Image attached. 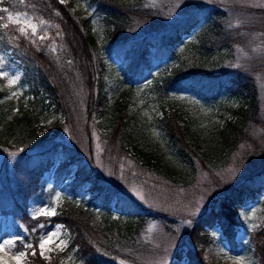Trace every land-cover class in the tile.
I'll return each mask as SVG.
<instances>
[{
	"label": "trees",
	"instance_id": "1",
	"mask_svg": "<svg viewBox=\"0 0 264 264\" xmlns=\"http://www.w3.org/2000/svg\"><path fill=\"white\" fill-rule=\"evenodd\" d=\"M91 2L96 5L95 14L103 19L100 30L93 29L92 17L83 16L71 2L62 4L60 0L0 1V9H16L21 4V9H29L40 19L56 23L62 34L61 37L49 38L44 45L36 48L19 38L17 32L12 33L13 29L5 27L0 20L2 44L14 43L11 47L23 67L24 82L30 86V93L37 97L31 107H20L18 112L14 111L15 105L12 101L0 102V151L3 150L8 156L12 151L21 149L17 153L12 152L13 155H18L13 171L19 182L9 189L15 203L26 204L27 199L37 193L40 178L55 164L58 152H61L62 159L55 170L57 176L60 178L66 168L74 166V177L68 184L70 189L75 193L81 189L94 194L87 205H68L70 208H64L51 218L52 222H62L68 228V247L44 260L38 253L37 242L34 241L33 249L36 255H28V264H66L71 253L77 262L83 264H121L122 260H141L148 249L145 245L148 240L142 237L146 223L155 220L164 224L167 217L165 211L146 209L119 183L117 185L112 179L109 181L94 160L90 149V127L91 124L94 125L106 102L103 91V74L106 68L104 60L107 55H114L123 61L135 80L132 82V90L145 74V67L149 68L155 58H162V54H170L185 36L190 35L194 29L201 28L204 15L207 17L209 13V17L214 10L209 9L200 15L185 17L165 29L163 22L157 19L160 12L144 8L143 1ZM3 12L0 11V18ZM206 34L208 35L197 45L190 48L178 66L152 82V91L162 97L173 90L191 91L209 97L220 93L221 83L228 74L227 70L214 72L204 63L210 56L209 51L216 40L213 37L218 35V27L211 23ZM210 37L212 40H209ZM54 43L58 45L52 48ZM59 52L62 55H59ZM54 53L62 58L61 63L57 64L54 60ZM68 60L78 64L71 66ZM81 76L88 87L85 96L84 91L80 90L84 87ZM52 105H57L61 115L66 117L65 121L52 123L50 129L47 127L49 131L41 135L46 128L40 125L39 116ZM161 106V115L147 112L142 115L144 111L137 103L130 107H119L118 112L114 114L111 130L102 137L108 153L115 159L135 154L133 157L137 161L145 166L154 165L156 167L152 166L153 171L160 176L165 175L169 171L168 167L163 165L157 156L144 152L141 148L143 143L149 141L146 137L150 133V127L157 125L178 151L182 163H187L192 168L206 166L208 170L211 168L205 162L204 155L194 148L195 142L201 140L213 151L214 148L235 150L241 142H252L250 132L254 129L247 124L258 120L257 106L242 105L231 109L232 120H227L221 129L217 127L218 131L210 135L204 131L200 132L204 134L202 137L197 130L196 121L185 118L183 112L172 105ZM67 121H72V125L68 124L74 143L58 142L51 150L43 152L25 151L45 139L44 135L60 132ZM74 125L75 131L85 129V135H77L72 130ZM7 159H4L5 164ZM103 176L107 180H104ZM263 192L264 170H259L247 176L230 193L216 198L210 209L195 218L191 228L183 233L182 245L176 248L174 260L170 264H182L184 260L187 264H209L205 254L210 242V231L214 228H219L235 247L237 243L233 240L239 226L237 213L244 206L255 202ZM113 201L115 202L112 204ZM129 211L136 213V219L125 217V212ZM249 243L258 264H264V222L251 234Z\"/></svg>",
	"mask_w": 264,
	"mask_h": 264
},
{
	"label": "rangeland",
	"instance_id": "2",
	"mask_svg": "<svg viewBox=\"0 0 264 264\" xmlns=\"http://www.w3.org/2000/svg\"><path fill=\"white\" fill-rule=\"evenodd\" d=\"M139 1H143L144 8L147 7L160 12V17L157 19L159 18L158 20L163 22L162 26H166L165 29L191 14L200 15L209 9L214 10L209 17V13L207 17L204 15L201 22L202 29L199 27L194 29L170 54H162L160 59L153 58L151 66L145 67V74L136 82L137 84L132 90V82L135 80L132 79L126 65L120 58L107 55L104 60L106 68L103 74V91L106 102L94 125L91 124L90 127L92 155L108 180L112 179L117 185L119 183L146 209L165 211L167 216L164 224L155 220L146 223L142 237H146L148 240L145 244L148 249L141 260H122L121 264H170L174 260L173 254L176 248L182 245L183 233L191 228L195 218L209 210L216 198L230 193L247 176L264 170V7H261L264 5V0ZM69 2L73 3L74 8L78 9L83 16L92 17L93 29L100 30L102 28L103 19L95 14L96 5L91 0H65V3ZM3 13L0 20L4 25L13 29L12 33L17 32L19 38H23L36 48L39 45H44L49 38L61 37L62 35L56 23L38 18L29 9L28 11H4ZM9 13L13 17L19 15L21 21L27 19L31 24L36 25V35H33L31 29L28 28L25 30L26 34L21 35L19 27H23V23L17 25L9 21ZM211 23L218 27V35L213 37L216 38L215 42L217 43L213 42L214 45L209 51L208 61L204 63L214 72L227 70L228 74L221 83L220 93L215 94L213 98H207L201 94L175 90L162 97L152 91V82L159 77H164L174 67L178 66L190 48L197 45L205 35H208L206 33L207 29H210ZM41 36L44 37L43 40L40 39ZM209 40L212 38L210 37ZM98 42L101 44L100 40ZM13 45L14 43L11 42L9 46ZM57 45L58 43H54L52 48ZM58 54L62 55L61 52ZM53 56L57 64L62 62V58L56 53ZM70 62L68 60V64L71 66L78 64ZM9 78L18 79H16L15 84H10ZM22 78L24 76L20 62L13 56L9 47L3 49L0 46V102L12 101L15 105V112H18L20 107L30 106L37 98L30 91H27L29 86L22 82ZM81 78L82 83H84L82 76ZM84 87L80 90L81 92L84 91L85 96L88 93V87L85 83ZM134 103L141 106L144 111L142 115L144 113L161 115L163 114L162 104L164 106L166 104L172 105L181 110L185 118L197 122L199 133L204 131L208 135L218 131L217 127L221 129L227 120H232L231 109L242 105H246V107L257 106L258 120L250 121L247 124V126L252 127V130L254 129L250 132L252 142L247 144L241 142L235 150L228 149L226 151L225 149L214 148L215 151H213L207 143L201 140L195 142L194 148L201 155H204L202 157L211 168L208 170L206 166L192 168L187 163H182L178 151L169 143L170 140L166 138L164 131L157 125L151 126L150 133L146 137L149 141L143 143L141 148L144 152L157 156L159 161L168 167L169 171L160 176L159 173L153 171V167L156 166H145L144 163L133 157L135 154L122 159H115L111 153H108L102 142L104 134L112 128L113 117L118 112V108L130 107ZM56 106H48L39 116L40 125L46 128L40 133L41 135L49 131L47 127L50 129L52 123L65 121L64 118L66 117L61 115L60 109ZM68 123L72 125V121H67L66 126L60 132L44 135L45 139L25 151L43 152L51 150L58 142L74 143L75 140L72 139ZM72 130H76L75 125ZM75 133L84 136L85 129L75 131ZM200 135L204 137V134L200 133ZM74 137L76 138L75 134ZM80 142H76V144H80ZM8 147L13 148L12 145H8ZM59 149L61 148L59 147ZM2 156L4 155L0 151V162ZM10 157L13 158V154ZM56 157V164L52 170L41 179L39 192L29 200L28 213L30 217H44L42 220L30 221L32 228L8 212L6 205L9 202L7 200H0V209L5 207L3 211L0 210V245L7 241L16 242L14 245L7 246L6 252L0 254L9 261V264H14L12 259L14 254L21 251L26 253L25 250H18L20 242L39 240L40 243L42 238L46 239L53 232H56L57 236L52 243L46 245L45 255L50 259L53 253L65 250L69 245L70 232L64 223H53L49 221V218L59 214L66 207L70 208L67 196L76 199V203H73L75 206L83 203L87 205L90 203L91 197L94 196L85 190H79L75 193L69 189L67 185L73 178L74 166L66 168L62 178L59 182L57 181L59 177L54 173V168L62 159L61 152H58ZM5 166L9 170L13 168L9 159ZM4 175H7L5 170L0 172V186L3 183L1 177ZM103 178L107 180L106 177L103 176ZM102 183L104 184V181ZM41 209L54 210V215H41ZM124 215L128 219H136V213L129 211L125 212ZM118 218L120 219V217ZM236 219L239 226L233 240L237 243L235 247L226 239L219 228L210 231V242L206 247L205 254L209 264H236V261H242L243 264H258L253 256L249 239L251 234L264 222V192L254 203L243 207L237 213ZM37 222L39 224L36 226ZM27 244L29 243H25V245ZM37 250L40 253L39 245ZM23 264H26V256ZM66 264L83 263L77 262L71 253L70 260H67ZM182 264H187L186 260Z\"/></svg>",
	"mask_w": 264,
	"mask_h": 264
},
{
	"label": "snow or ice",
	"instance_id": "3",
	"mask_svg": "<svg viewBox=\"0 0 264 264\" xmlns=\"http://www.w3.org/2000/svg\"><path fill=\"white\" fill-rule=\"evenodd\" d=\"M60 3H62V4L65 3V0H60ZM261 7H264V5H261ZM0 11L7 12L8 10L7 9H0ZM57 15H59V13H57ZM8 20L17 24V25L23 23L24 26L19 27V32L21 33V35L26 34V32H25L26 28L31 29V33L33 35H36V33H37V26L28 22L27 19H25L24 21H21L19 15H17L16 17H13V15L11 13H9ZM41 23H43V22H41ZM5 27H7V25H5ZM40 39L43 40L44 37L41 36ZM16 79H18V78H9V83L15 84ZM141 198H143V197L141 196ZM40 214L44 215V216H52V215H54V210L41 209ZM56 236H57V233L53 232L50 235H48L46 237V239L45 238L41 239V241L39 243V248H40L39 255L42 256L44 260L49 259V257L47 255H45L46 245L49 243H52ZM15 243H16L15 241H7V242H5V244L0 245V254H3L6 252L7 246L14 245ZM26 247L28 249H31L33 246L31 244H27ZM61 247H63L62 244H61ZM32 255L35 256L36 253L33 252ZM25 256H26V253L24 251H21L18 254H14L12 257V259L14 260V264H23V262L25 260ZM0 264H9V261L4 259L3 255H0ZM236 264H243V262L242 261H236Z\"/></svg>",
	"mask_w": 264,
	"mask_h": 264
}]
</instances>
